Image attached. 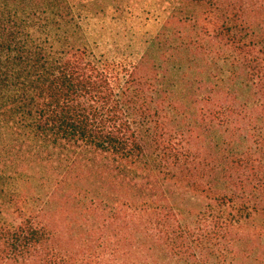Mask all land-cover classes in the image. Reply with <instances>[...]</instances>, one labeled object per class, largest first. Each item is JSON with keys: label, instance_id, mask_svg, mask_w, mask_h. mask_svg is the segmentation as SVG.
Returning a JSON list of instances; mask_svg holds the SVG:
<instances>
[{"label": "trees", "instance_id": "16d2710c", "mask_svg": "<svg viewBox=\"0 0 264 264\" xmlns=\"http://www.w3.org/2000/svg\"><path fill=\"white\" fill-rule=\"evenodd\" d=\"M84 156L135 192L85 187L74 250L50 209ZM260 217L264 0H178L130 62L93 52L70 0H0V264H264Z\"/></svg>", "mask_w": 264, "mask_h": 264}, {"label": "rangeland", "instance_id": "374dc122", "mask_svg": "<svg viewBox=\"0 0 264 264\" xmlns=\"http://www.w3.org/2000/svg\"><path fill=\"white\" fill-rule=\"evenodd\" d=\"M177 1L70 0L80 16L93 52L97 56L124 62L134 61L141 55L146 41L157 34L169 8ZM92 158L94 166H87V169L85 156L81 163L76 164L71 174L72 187L65 191L68 192L65 195L71 194L72 197L67 200L65 195H60L50 209L55 228L60 230L61 243L74 250L85 247V211H82L85 208V187L119 196L126 191L124 195L129 194L131 198L134 191L133 186L120 187L115 176V164L101 156ZM74 189H81V194L77 196L75 191H71ZM176 192L181 195L174 197L171 205H178L174 207L182 212L181 220L191 219V214L196 213L200 205L204 206V201H200L194 193L185 194L181 189ZM257 221L264 224V217Z\"/></svg>", "mask_w": 264, "mask_h": 264}]
</instances>
